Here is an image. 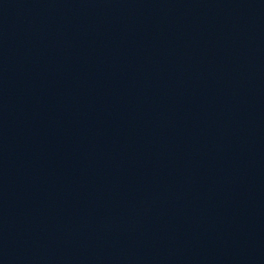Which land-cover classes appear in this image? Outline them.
<instances>
[{
	"label": "water",
	"instance_id": "1",
	"mask_svg": "<svg viewBox=\"0 0 264 264\" xmlns=\"http://www.w3.org/2000/svg\"><path fill=\"white\" fill-rule=\"evenodd\" d=\"M0 264H264V0H0Z\"/></svg>",
	"mask_w": 264,
	"mask_h": 264
}]
</instances>
